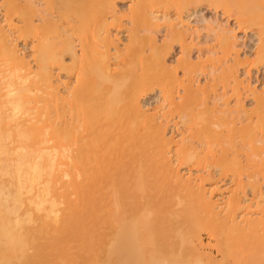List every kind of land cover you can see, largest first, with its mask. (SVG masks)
Segmentation results:
<instances>
[{"label": "bare ground", "instance_id": "bare-ground-1", "mask_svg": "<svg viewBox=\"0 0 264 264\" xmlns=\"http://www.w3.org/2000/svg\"><path fill=\"white\" fill-rule=\"evenodd\" d=\"M61 1L57 2L63 6L67 0ZM114 1L102 0L101 16H71L64 8L67 16L63 11L61 16L55 0H44L42 8L36 0L0 2V264H214L210 255L204 254L208 262L201 259L200 227L215 240V264H264V183H260L264 178V90L260 92L252 81L238 75L243 62L236 49L237 36L219 24L210 30L222 55L232 51L238 56L228 63L217 56L213 44H206L207 38L203 45L198 37L201 31L195 29L196 41L191 36L189 22L208 20L200 11L182 16V10L172 20L170 15L143 8L154 46L141 60L154 69L152 79L161 82L167 75H176V68L165 58L175 42L182 54L176 66L185 74L198 67L199 62L189 56L194 46L200 53L205 49L208 55L215 54L213 60L220 64L219 69L212 62L214 68L208 71L213 80L209 86L215 85L213 93L203 86L206 93L211 92L205 96L210 101L203 100L199 85L182 86L181 93L170 88L161 97L156 95L159 104L168 102L180 111L188 110V104L201 94L202 102L196 101L203 106L194 105L199 108L196 120L212 116L218 126L215 134L203 135L194 121L189 138L183 132L182 145H173L160 119L156 122L150 115L153 120L147 127L137 126L135 118L144 116L148 105L144 108L146 104L141 105L138 96L127 97L123 92L122 74L128 64L108 25L111 17L117 18ZM53 7L59 16H53ZM88 17L95 24L91 37L100 47L94 49L95 69L80 63L83 72L77 85L65 86L62 92L59 72L67 77L75 74V62H83L87 51L85 31L78 37L80 55L67 33ZM263 24L253 33L259 37L257 42L264 41ZM31 30L35 33L28 59L20 52L18 41H26ZM159 32L161 38L157 39ZM261 41L256 52L264 59ZM111 48L113 53H109ZM213 69L221 70L220 75ZM218 79L225 87H217ZM243 95L252 97L253 106L246 107ZM125 108L133 113L132 123L123 120ZM164 112L163 116L169 111ZM195 135L213 158L214 152L215 159H221L215 162L227 167L229 160L237 168L236 174L230 172L229 181L240 189L233 185L237 191L230 194L229 186L223 188L230 174L224 166L220 169V163H215L220 174L207 172L193 179L179 174L168 154L177 158L180 153L194 152L197 147L191 139ZM154 151V157L147 159L146 152Z\"/></svg>", "mask_w": 264, "mask_h": 264}, {"label": "rangeland", "instance_id": "rangeland-1", "mask_svg": "<svg viewBox=\"0 0 264 264\" xmlns=\"http://www.w3.org/2000/svg\"><path fill=\"white\" fill-rule=\"evenodd\" d=\"M1 1L2 0H0V2ZM36 1L38 2L39 0H36ZM46 1L48 2V0H46ZM50 1H54V0H49V2ZM57 1L55 0V2L58 3V5H56V6L60 7V14H59V12L56 13V10H54L55 8L53 7L52 10H53V12H55L53 14V16H59V15L63 16L62 15L63 10L65 12L68 10V14L72 13V14H69L71 16L72 15L73 16H101L102 0H72L71 2H69V0H67L66 3L63 4V6L61 4V2H63V1L60 0L61 1L60 3ZM40 2H41V0L38 3H40ZM42 2L45 3L44 0ZM42 2L40 3L41 8L43 6H45V4L42 5ZM55 2H54V4H55ZM64 2H65V0H64ZM67 2H69V3H67ZM114 2H115L116 9L118 10L116 13L117 18H112L111 17L112 15L109 14V15H111L110 16L111 18L108 20V25H109V28L111 29L112 34H114L115 37H117L116 42L118 43L119 48L122 50V55H123L125 64H128V66L126 68H124V71H123L124 73L122 74L124 77L123 81H122L123 82V88H124L123 92L128 93L127 97L129 95L130 96H132V95L138 96V98L140 99V104L141 105L146 104V105H144V108L147 105L149 106V107L148 106L146 107L147 108L146 114L144 116L139 117L140 120L137 117L135 118V121L139 122L137 124V126H141V128H144V126L147 127L150 124V121H149L150 119L153 120L155 118L154 120L157 119L156 122H158V120L160 119L159 123L162 124V122H163L162 125L166 126L167 136H170V137L172 136V138L174 140L173 145H175V144L179 145V143H180V145H182L181 144L182 141L179 142V140H181L182 137H185V136H182L183 132L185 135L187 134L186 136L189 138L188 131L191 132V129L194 130V126H193L194 124H195V127H196V125H197V127L198 126H200L201 128L204 127L203 131L200 128V131L203 133V135H204V133L206 135H208L209 132H210V134H212V133L215 134L214 133L215 127H218V126H215V123L213 122L215 119L212 116H211V119L209 118L210 116L207 117L209 119H207L205 116V118H202V120L201 119L196 120V118H198V117L196 115L197 112H195V111H198V109H199V108L196 109L195 108L196 106H198V107L203 106L202 105L203 103L198 104L199 102H202L201 100L203 99V96H204L203 100H209L210 101L211 97L209 99H206V98L209 97V93H211V92L213 93L212 88L215 89V85H214V87L209 86V84H211L213 80H212V77H210L212 74L208 72V71L212 72V67L214 68V65H215V64L212 65L213 63H216V64L218 63L217 60H216V62H215V60H213L215 58V54L210 56L207 53H205V51H204L205 49L203 50L204 52L201 51V53H200V51L196 48V46H194V48H192L191 52L189 51L190 52L189 56H191L190 59L193 62L198 61L199 63L200 62L201 63L196 64L199 68L198 67L193 68L197 73L193 71L189 74L187 73L188 74L187 75L184 73V71H182L181 66H178V67L176 66L178 64L176 60L179 59L180 57H182V54L180 53L181 52L180 51L181 49L179 47L180 44H178V42L176 44V42H175V45L173 44L174 48L173 47L171 48L170 54L167 53L165 58H166L167 64H169L170 67L174 66V68H176L175 69L176 75L170 74V75L163 77L161 82L155 81L154 79H152V76L155 73L154 69H152L148 64L142 62V60H141V58L143 59L144 55H147L150 53V51L152 50V48L154 46L153 45L154 39L152 38L151 33L147 30L146 19H145L146 17H144L146 14H148L147 12H146V14L144 13L146 11V9H147V11H149V9L150 10L154 9L153 11H155L159 15H164V14L167 16L170 15L172 20H173V17L177 16L178 13H181L182 10H183L182 13L184 12L182 14V16H185L186 12H188V11L189 12L190 11H200V13H202L206 17V19H208L209 21L207 20L204 22V21L198 20V21L194 22V21H191L192 20V18H191L190 19L191 22H189V25L192 27L191 36L196 41L197 40L196 34H198V31H196L195 29L199 30V32L201 31V34L199 33L200 35L198 34V37L200 36L201 38L199 37V39L204 40L203 45L205 46L207 44L208 46H211L213 44V46L216 47V49L218 51L217 56L221 57L222 59L225 58L228 61V63H230L231 60L235 59L238 56H236L232 51L225 53V55H222L221 49L219 48V46H220L219 41L217 39H214V41H213V37L210 36V35H212L210 30L213 28L214 29L217 28L218 27L217 24H219L220 26L222 25V27L224 29H231L233 31V33H235V35L237 36L236 49L239 50V54H240L239 58L242 59V62H243L242 64H240L238 66L239 70L237 73H238V75L242 74L241 77L240 76L239 77L241 79H245V80L248 79L249 82L252 81L251 85L255 86L257 90H259V91L264 90L262 88V87H264V59L261 58V56L258 55L256 52V49L258 48L257 44L259 45V42L261 40H262L261 41L262 43L260 44L259 48L260 47L264 48L261 46V45H263L264 41H263V39H261V40H258V42H257V38H259V37L258 36L256 37V35L253 34V33H255V31H257L256 33H258V31L261 29L260 28L262 26L261 24L264 23V14H263V12H264V10H263L264 9V5H263L264 1L263 0H156V1L152 0V2H151V0H138V1L137 0H115ZM143 8H145L144 12H143ZM159 9H160V11H159ZM64 11H63V14L67 16V14H65ZM165 11H167L168 13L167 12L165 13ZM0 12H1V10H0ZM176 13H177V15H176ZM113 15L115 16V14H113ZM238 16H239V18H238ZM259 16H261V17H259ZM90 19H91L90 17L84 19L80 23V25L75 30L72 31V33L70 32L71 34L69 32L67 33L69 36L68 39H70L72 37L70 40L75 41V45H76L75 48L77 49L78 54L80 55L81 54V47H80L81 45H80V41L78 40L80 38H78V37L80 36L81 32L85 31L87 33L86 37H85V40L87 42V43L85 42L87 51H85L86 54H83L84 55L83 56V58H84L83 62H81V61L75 62V64H74L75 66H73V69H75L74 71L75 72L77 71L75 74H72L70 77H67L65 72H59V75L57 77H58V83L60 84V90L62 92H65V90H66L65 86L74 87L75 85H77V80H78L77 77L81 73V71L83 72V70L80 68L81 64H84L85 67H86V65H88L91 70H92V67L90 65H93V70L95 69L94 64H96L97 62L95 60L96 55L94 53V49L97 51L98 49H100V47H98L99 43L97 41H93L95 39L94 38L92 39V37H91V31L93 32V27L95 24L89 23ZM174 19H175V17H174ZM93 21H96V20L94 19ZM238 21H242V22H240L241 25H240V23H238ZM97 23H100V20H97L96 24ZM255 23H257L256 26L254 25ZM194 31H196L197 33L195 34ZM205 32L209 36L203 37V35H206ZM34 33H35V30L29 31L26 35V41H24V40L18 41V48H19L20 52H22L28 59L31 58L30 55H31L32 50H31L30 45H31V40L34 38ZM161 33L162 32H159L157 36L159 37L161 35ZM202 33H204V34L202 35ZM70 35H72V36H70ZM188 36L189 35H187V40L190 41V36L189 37ZM158 37H157V39L161 38V36L159 38ZM205 39H206V41H208L206 44H205ZM54 40L60 41V38H54ZM158 42H160V41H158ZM201 45H199V47H201ZM95 47H98V49ZM111 50L112 51H110L109 53L114 52V50L112 48H111ZM87 58H88V60H87ZM64 60H66L65 62H67L68 64H69V62L71 63L70 56H68V55H66L64 57ZM210 65H212L210 67L211 69L208 68ZM218 65H219V67L217 65H216V67H218L220 69V64L218 63ZM77 68L79 71L77 70ZM213 70H215V69H213ZM218 71H221V70H217V71L215 70L213 72H217V74L219 73V75H220V72H218ZM243 73H245V74H243ZM219 75H217V76H219ZM188 77H190V78L192 77L191 79H193V81L190 80V78H189V80H190L189 81L187 79ZM219 78L221 79V77H219ZM220 79H218V81L216 80L217 82H219L217 87L219 85H220V87H221V85L223 87H225L223 85V83L220 84V81H219ZM151 81H153V82H151ZM189 84L194 86V87L199 85L202 87V89H203V86L205 88L210 87L209 89L211 90V92H210V90H208L207 91L208 93H206V90L204 91V89L203 90L200 89L201 94L202 95L204 94V95L202 96L200 94V97L198 99H195V100H193V102H190V104L192 103V105L188 104V110L186 108L185 109L183 108L180 111H179V109L175 110L174 105H171L168 102H162L163 100L160 101V102H162V104L161 103L159 104V102L157 100H155V97H157V96L161 97L163 95V93L165 91L169 90L170 88H171L170 91L179 90V92L181 93V91H183L182 86L184 88L185 85L187 86ZM226 87H228V86H226ZM202 91H203V93H202ZM212 95L213 94H210V96H212ZM205 96H208V97H205ZM243 97H244V95H243ZM244 99L242 101H243V103H245L247 105L246 107L249 108V107H251L252 104H254L253 103L254 101H252L251 96H249V98L244 97ZM196 100L197 101L200 100V101H198V103H197ZM232 100H234V101H232ZM203 102H205V101H203ZM233 102H235L234 97L231 98L230 103L233 105ZM251 102H252V104H251ZM194 105H195V107H194ZM162 106H163V108H162ZM189 106H191V107H189ZM126 108H128V107H126ZM126 108L123 110V113L124 114L126 113V114L122 115L124 118V119L123 118L122 119L125 122L129 121L130 123H132L134 121V116L132 117L131 114H133V113H131L130 109H128L129 113H127ZM180 108H182V107H180ZM190 108H193V109H190ZM165 110H166V112L167 111H169V112H167V114H164V116H163L162 111H163V113H165L164 112ZM184 110H185V112H183ZM189 110H191V111H189ZM187 111H189V112H187ZM199 111H201V110H199ZM192 112L194 113V115ZM127 115H130L131 118H130V116L127 117ZM150 115L152 118L153 117L154 118L152 119L150 117ZM161 115L164 117V119L165 118L168 119L167 120L168 124L166 123V119L165 120L163 118L161 119V117H162ZM254 115L255 114H253V116ZM192 117H194V118H192ZM125 118L126 119L128 118L127 121ZM190 119H193V121H190ZM203 119H205V120L203 121ZM148 121H149V123H148ZM185 121L186 122L189 121L188 125ZM206 121H207V123L205 124L204 122H206ZM208 121L211 124H209ZM142 122L144 124L141 125L140 123H142ZM145 122L147 125L145 124ZM193 122H194V124H193ZM183 123H185V124H183ZM190 123H191V125H190L191 127L189 126ZM200 123H201V125H200ZM203 123L205 126L202 125ZM124 126H126V125H124ZM228 126H229V124H228ZM230 126L232 127L233 124H230ZM261 127L264 130V122L261 124ZM184 128L185 129L188 128V130H186L187 133H185ZM221 128L224 130L226 127H224V128L221 127ZM216 129L220 130V128H216ZM262 129H261V131H263ZM194 138L198 139V137L196 135L194 136ZM193 139H191V143L194 142L192 145L197 147L195 149L196 152L195 151L192 153L187 152V154H184V155H182L180 153L181 155L180 154L177 155V158L179 157L178 159L175 157L176 154H174V153L168 154L170 156L172 155L170 158L172 165L175 164L173 166L175 168L177 167L176 169H178L179 174L183 178H187V177L195 178L194 176L201 175L204 173L206 175L207 172L210 174L213 172L212 175H215V173L220 174L221 171H219V173H218V169H219V166L221 165V163L219 162L220 163V165H219V163L215 162V160L217 159V158L215 159V153L213 152V155H214V158H213V156H211L212 153L210 152V150L208 151V148H206V146L204 144L201 145L200 144L201 141L199 139H198V141H199L200 146L199 145L197 146V143H198L196 141L197 139L196 140H193ZM186 140L189 141L190 139H186ZM194 144H196V145H194ZM212 148L214 150L215 146L213 145ZM148 152H150V151H148ZM148 152H146V154H145V156L148 154L146 158L152 159L154 157L155 151L151 152V153H148ZM216 161H221V159H218ZM224 162L225 161L223 160L222 163H224ZM215 163H217L219 166L216 165V167H215ZM225 163H228L230 165L225 164V165H228L226 167L223 164L220 166V169H221V167L224 166V168L227 169L226 174H230V175H227L229 177L226 180V182L223 181V183H225V184H223V188L229 186V189H228V187L226 188L229 190V192L230 191L233 192V190L237 191L236 188L237 189H240V188L237 185H235L236 183H232V182L230 183V181H229V180H231L230 177L235 173L237 168H234L233 164L231 165L229 160H226ZM138 164L139 163H137V165ZM232 168H234V169H232ZM231 169H232V171H228ZM233 170H234V173H233ZM224 171H223V173H225ZM230 172H232L233 174ZM262 178L263 177L260 178V183H264V178L263 179ZM233 185H235L237 187L235 188V186H233ZM233 188H235V189H233ZM235 191H234V193H235ZM226 192H225V194H226ZM230 194H231V192H230ZM226 197H227V195H226ZM170 209H172V208H170ZM257 212H260V211H257ZM172 220H174V219H172ZM199 233L202 237V242H203L202 243L203 247L200 249L201 251H203V253H201V255H200L202 261L204 263L208 262L209 259H207L206 255H210L211 256L210 261L215 264V256L218 257V253L215 251V242H214L215 240L213 238L212 239L209 238L205 228L200 227ZM204 254H206V255L204 256Z\"/></svg>", "mask_w": 264, "mask_h": 264}]
</instances>
